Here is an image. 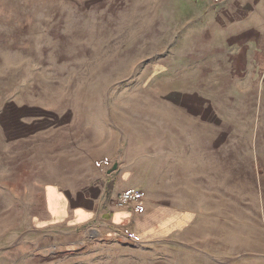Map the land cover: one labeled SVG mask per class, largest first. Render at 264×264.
<instances>
[{
    "label": "rangeland",
    "instance_id": "rangeland-1",
    "mask_svg": "<svg viewBox=\"0 0 264 264\" xmlns=\"http://www.w3.org/2000/svg\"><path fill=\"white\" fill-rule=\"evenodd\" d=\"M230 5L0 0V264H264V67ZM101 157L161 205L147 238L35 229L40 184Z\"/></svg>",
    "mask_w": 264,
    "mask_h": 264
},
{
    "label": "crops",
    "instance_id": "crops-1",
    "mask_svg": "<svg viewBox=\"0 0 264 264\" xmlns=\"http://www.w3.org/2000/svg\"><path fill=\"white\" fill-rule=\"evenodd\" d=\"M229 4L231 8L221 14L226 21H229L230 17L237 18L238 14H245L249 6L254 8L253 14L250 13L247 17L237 20L236 23L240 25L239 32L244 35V45L261 48L260 51L254 53L257 72L260 73L264 67V0H228L215 8L225 7L226 9ZM239 60L236 58L233 64H240ZM102 161H107L109 165L96 167V164ZM94 166L105 170V174H108L105 179L98 180L95 187L78 185L67 187L55 183L40 184L44 192L45 205L43 213L32 218L34 228L51 229L56 232L91 225L100 235L119 239L122 243L141 244L147 238V229L156 222L154 216H164L163 212L157 209L161 205L159 203L153 205L148 199L146 193L148 188L145 184L132 185L127 182L130 172L126 169L121 171L120 161L113 162L108 157H101L94 162ZM107 183H109L111 194L106 197L103 194V188ZM136 189H141L146 193L145 200L138 210L134 206L115 207L116 194ZM195 250H186L190 252L188 253L190 255L184 264H213L212 261L216 264L217 260L210 258L211 252L200 249L194 254Z\"/></svg>",
    "mask_w": 264,
    "mask_h": 264
},
{
    "label": "built area",
    "instance_id": "built-area-1",
    "mask_svg": "<svg viewBox=\"0 0 264 264\" xmlns=\"http://www.w3.org/2000/svg\"><path fill=\"white\" fill-rule=\"evenodd\" d=\"M192 5L218 7L228 0H187ZM107 161L97 163V166H108ZM145 192L141 189L122 191L115 196L114 204L116 208H125L134 206L137 210L142 206L145 200Z\"/></svg>",
    "mask_w": 264,
    "mask_h": 264
}]
</instances>
